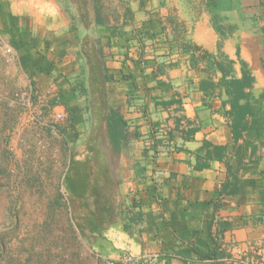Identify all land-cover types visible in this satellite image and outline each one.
Wrapping results in <instances>:
<instances>
[{
    "label": "crops",
    "instance_id": "obj_1",
    "mask_svg": "<svg viewBox=\"0 0 264 264\" xmlns=\"http://www.w3.org/2000/svg\"><path fill=\"white\" fill-rule=\"evenodd\" d=\"M97 2L105 23L93 34L108 80L104 94L77 95L85 32L64 6L93 1L0 0V34L27 79L20 92L41 94L42 115L63 112L65 131L78 133L63 187L84 242L98 257L150 253L159 264H209L192 249L213 240L225 264L236 246L255 241L264 256V100L237 124L211 88L220 63L237 78L244 64L254 94L264 89V0ZM104 101L125 121L118 152L107 140Z\"/></svg>",
    "mask_w": 264,
    "mask_h": 264
},
{
    "label": "rangeland",
    "instance_id": "obj_2",
    "mask_svg": "<svg viewBox=\"0 0 264 264\" xmlns=\"http://www.w3.org/2000/svg\"><path fill=\"white\" fill-rule=\"evenodd\" d=\"M6 40L0 34V264H99L74 224L63 187L69 144L78 133L65 131L66 117L43 114L41 124L32 123L8 105L27 79ZM91 131L87 120L85 136Z\"/></svg>",
    "mask_w": 264,
    "mask_h": 264
},
{
    "label": "trees",
    "instance_id": "obj_3",
    "mask_svg": "<svg viewBox=\"0 0 264 264\" xmlns=\"http://www.w3.org/2000/svg\"><path fill=\"white\" fill-rule=\"evenodd\" d=\"M78 1V0H77ZM92 4H68L65 5L66 11L70 15L72 27L85 32L81 38L78 55L82 59V70L77 78L72 81V89L77 95L101 92L104 94V82L108 80L107 71L103 59L102 47L98 38L93 34L95 25L104 24V20L99 17L100 6L97 0H92ZM93 14V18L90 17ZM217 68L221 71V76L211 88H218L226 97L222 100V107L229 105L230 114L237 124L243 120L252 117L254 110L252 104L264 100V89L255 95L253 92L254 77L251 72L241 67L240 77H235L231 68L225 69L222 64H217ZM99 82L100 84H98ZM207 86H209L207 84ZM206 87V85H205ZM208 88V87H207ZM89 103V102H88ZM102 103V102H101ZM105 109V127L107 140L113 151H120L121 144L126 140L123 132L125 121L117 108H114L106 101L103 102ZM90 105L88 104V108ZM193 133V130L190 131ZM90 137V134L88 136ZM171 137V134H168ZM159 140L154 142V145ZM202 145L208 146L206 141ZM150 150L154 153L155 149ZM205 157L209 158L210 154L205 152ZM231 188L227 192H235L236 179L231 181ZM217 206V202H214ZM78 230V229H77ZM80 230H78L79 232ZM81 232H79L80 234ZM81 235V234H80ZM82 237V236H81ZM84 240V238L82 237ZM199 259L208 260L209 264H225L222 261L224 253L221 251L219 244L213 240V245L208 249H192Z\"/></svg>",
    "mask_w": 264,
    "mask_h": 264
},
{
    "label": "built area",
    "instance_id": "obj_4",
    "mask_svg": "<svg viewBox=\"0 0 264 264\" xmlns=\"http://www.w3.org/2000/svg\"><path fill=\"white\" fill-rule=\"evenodd\" d=\"M7 50L12 52L8 46ZM44 97L41 94H33L31 92H15L8 101L10 107L19 110L21 114H25L32 123L41 124L42 110L44 105ZM53 119L63 120L65 114L63 112H53ZM250 252L251 256H248ZM99 264H159L154 254H140L139 256L124 255L119 259L98 257ZM227 264H264V256L262 255V243L255 241L250 244L248 250L236 246L233 252L226 260Z\"/></svg>",
    "mask_w": 264,
    "mask_h": 264
}]
</instances>
